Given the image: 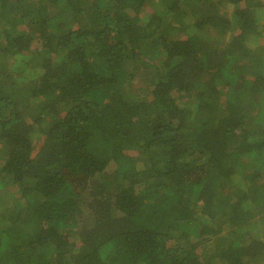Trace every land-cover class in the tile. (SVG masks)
<instances>
[{
    "label": "trees",
    "instance_id": "obj_1",
    "mask_svg": "<svg viewBox=\"0 0 264 264\" xmlns=\"http://www.w3.org/2000/svg\"><path fill=\"white\" fill-rule=\"evenodd\" d=\"M0 264H264V0H0Z\"/></svg>",
    "mask_w": 264,
    "mask_h": 264
},
{
    "label": "rangeland",
    "instance_id": "obj_2",
    "mask_svg": "<svg viewBox=\"0 0 264 264\" xmlns=\"http://www.w3.org/2000/svg\"><path fill=\"white\" fill-rule=\"evenodd\" d=\"M140 74H141V72L139 73V77L137 78V82H141L142 80H143V77L142 76H140Z\"/></svg>",
    "mask_w": 264,
    "mask_h": 264
}]
</instances>
